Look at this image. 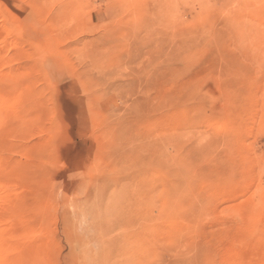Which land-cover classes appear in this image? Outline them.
<instances>
[{
    "label": "rangeland",
    "instance_id": "obj_1",
    "mask_svg": "<svg viewBox=\"0 0 264 264\" xmlns=\"http://www.w3.org/2000/svg\"><path fill=\"white\" fill-rule=\"evenodd\" d=\"M0 264H264V0H0Z\"/></svg>",
    "mask_w": 264,
    "mask_h": 264
}]
</instances>
